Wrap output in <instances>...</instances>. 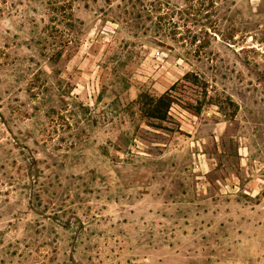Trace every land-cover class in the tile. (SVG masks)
Returning <instances> with one entry per match:
<instances>
[{
    "label": "rangeland",
    "instance_id": "1",
    "mask_svg": "<svg viewBox=\"0 0 264 264\" xmlns=\"http://www.w3.org/2000/svg\"><path fill=\"white\" fill-rule=\"evenodd\" d=\"M0 264H264V0H0Z\"/></svg>",
    "mask_w": 264,
    "mask_h": 264
},
{
    "label": "trees",
    "instance_id": "2",
    "mask_svg": "<svg viewBox=\"0 0 264 264\" xmlns=\"http://www.w3.org/2000/svg\"><path fill=\"white\" fill-rule=\"evenodd\" d=\"M173 102L174 98L169 91L163 93L158 98L149 101L147 106L148 118L158 122H165L169 108Z\"/></svg>",
    "mask_w": 264,
    "mask_h": 264
}]
</instances>
